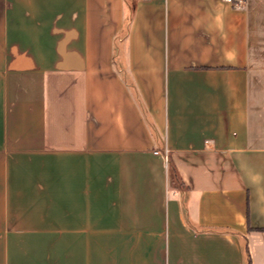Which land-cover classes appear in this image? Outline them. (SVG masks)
Instances as JSON below:
<instances>
[{
	"label": "crops",
	"instance_id": "1",
	"mask_svg": "<svg viewBox=\"0 0 264 264\" xmlns=\"http://www.w3.org/2000/svg\"><path fill=\"white\" fill-rule=\"evenodd\" d=\"M0 264H264V0H0Z\"/></svg>",
	"mask_w": 264,
	"mask_h": 264
},
{
	"label": "built area",
	"instance_id": "2",
	"mask_svg": "<svg viewBox=\"0 0 264 264\" xmlns=\"http://www.w3.org/2000/svg\"><path fill=\"white\" fill-rule=\"evenodd\" d=\"M230 1H231V0H230ZM156 154H158V152H156ZM164 157H165V159L168 158V153H167V152L164 153Z\"/></svg>",
	"mask_w": 264,
	"mask_h": 264
}]
</instances>
